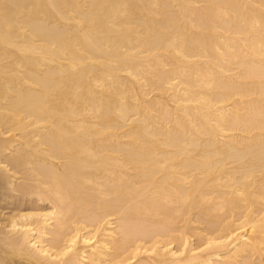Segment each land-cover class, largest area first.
I'll list each match as a JSON object with an SVG mask.
<instances>
[{
  "label": "bare ground",
  "instance_id": "obj_1",
  "mask_svg": "<svg viewBox=\"0 0 264 264\" xmlns=\"http://www.w3.org/2000/svg\"><path fill=\"white\" fill-rule=\"evenodd\" d=\"M0 264H264V0H0Z\"/></svg>",
  "mask_w": 264,
  "mask_h": 264
}]
</instances>
